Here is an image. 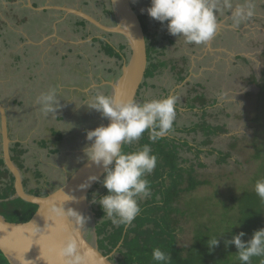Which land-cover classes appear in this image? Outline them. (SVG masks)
Masks as SVG:
<instances>
[{"label": "rangeland", "instance_id": "1", "mask_svg": "<svg viewBox=\"0 0 264 264\" xmlns=\"http://www.w3.org/2000/svg\"><path fill=\"white\" fill-rule=\"evenodd\" d=\"M244 2L245 0H232L233 8ZM30 3L32 6L39 9L32 8L28 0H0V32L2 30L7 31L9 25L16 27V29L26 28L33 31L44 29V37H48L54 32V26H57L61 19L68 21L66 24L63 23V27L61 26L62 30L63 32L66 31L67 34H71L67 39L74 43L73 48L76 49L81 45L79 50L84 56L81 58L76 57L74 59L75 62L72 61V58H67L68 60L63 62V65H67L69 68L68 69L67 66L63 68V70L67 69L63 75L67 74L69 70L67 83L71 82L64 86L69 88V92H72H65L63 97L65 94H73V91L81 92L82 88L80 86L84 85L81 84L82 82L86 84L87 87L85 90L92 97L101 94L102 92L97 93L95 89L99 88L102 91L105 84V76L108 79L112 77V72L108 74V71L114 67L117 70V75L113 78L112 82H116L117 77L121 74L122 65L120 63L115 65V60L113 58L110 59L108 56H104L103 53L97 54V48L100 47V44L94 43L93 37L98 35L93 36L94 34L92 32L95 31L99 33L98 27L91 26L86 20L81 21L77 16L72 15V13H69L67 16L65 11H60L58 9L51 8L48 9L47 12L40 10L44 6H62L72 9L75 7H82L83 9L89 10L92 17L101 24H103V22H109V26L114 27L116 21L113 17V13L109 14L107 12V9L113 10L106 0H31ZM251 3L255 6V14L252 18L242 22L236 28L232 27L233 21L231 19V12L227 11L230 16H228V33L230 36L228 39H225L223 43V52L221 47L203 45L208 55V60H203L196 64L197 67L193 68L192 76L189 78V81L185 83L177 82L176 72L163 70L153 81L158 87L154 90L150 89L149 93L151 94L147 93L149 101L162 99L163 90L160 89V86H164L171 95H176L178 97L173 130L166 136L170 135L173 139L177 138V140L188 141L189 148L190 145L198 146L199 143L202 144L201 142L205 141L207 137L201 130L188 133L181 129L191 126L196 128L198 125L199 129L202 126L208 128V124L209 126L219 125L226 128V131L211 136L213 143L200 146V148L204 150V153L200 154L199 159L196 158L194 149L182 147L180 150L181 155L189 160V165H193L196 162L205 164L204 167L197 165L195 174L199 179L207 181L208 184L198 187L193 192H184L181 194L178 200L180 212H178L177 215L180 219L179 225L182 227V230L178 231L177 244L179 247L192 248L196 243L197 246H199L197 248L199 251L207 245L209 238L218 237L220 244L215 248L216 251L212 259L208 260L210 264H215V262L218 264L227 259H232L231 262H240L236 256L237 251L235 250V246H229V249V247H225L224 242L230 240L233 235L243 230L242 228L245 226L244 222L247 217L258 220L253 213L247 216L245 215L246 217L241 220L239 216L241 215L242 209L240 208V203L242 202H232L231 200L233 197L242 198L246 191H253V195L257 196L255 184L264 177V91L260 89V83L261 85L264 84V0H251ZM150 4L148 0H135L134 5L138 12L147 13L142 10H146L151 6ZM222 15H220V17ZM149 21L152 27L150 28L151 33H160V35H157V40L160 41L167 30L166 25H162L150 17ZM79 22L82 23V26L85 25V27H79ZM90 28L92 31L91 33L88 32ZM75 32L77 33L73 34ZM82 33H84L85 36L81 37ZM17 37L16 40L19 41V36ZM6 38H9V36H6ZM81 38L83 42H81ZM110 39H112V42L115 44L118 42L124 43V39L121 35L117 36L115 34V36L112 38L110 37L109 40ZM33 41L35 42L36 40ZM215 41L216 43L219 42V40ZM7 42L12 43L11 38H9ZM7 42L3 40V38L0 39V84H5L3 81L10 83L12 87L7 93L10 95L12 91H15L16 98L20 96L21 100L25 99L26 94L31 92L33 94V103L36 104V109H32V111L34 110V113L38 114V112L42 111L41 105L37 102L38 97L47 93V89L38 86L36 78L31 80L28 77L17 75L11 80H7L9 77L7 78L8 75L5 69H11L9 56L11 53H14L9 48H5ZM80 42L81 44H79ZM21 43L24 46L28 45L22 41ZM195 49L197 50V48L189 47L185 48V52L179 53L177 47L170 46L168 50L164 49V54L163 50H161L157 54L153 53L152 56L154 57V62L155 59H158V61H181V58L185 54H191ZM200 49L202 50V48ZM20 50H15V53L20 54ZM66 62L67 64H65ZM55 66L56 64L54 66L51 64L50 68L55 71ZM190 66L191 63H189L188 69H190ZM22 69L25 72H20L21 75L28 74L29 70L27 71L24 66ZM5 77L6 79L3 80ZM52 81L53 86L58 87V83H56L55 80ZM91 90L95 92H91ZM78 95L81 96L80 94ZM160 95L162 97H160ZM202 95L205 100L207 99L206 107L202 106L201 99L199 98V96ZM9 99H11V95ZM69 99H63L62 103L67 104ZM76 100L77 104L75 103V106L71 105V101L69 102L70 109L67 110L69 112L66 116L67 119L72 120V117L69 115L77 112L75 109H77L81 98L79 99L76 95ZM87 104H89V101H86L84 104V109L86 110L89 109ZM61 109L63 108H58L54 113L55 115L51 113L45 114L42 111L43 117L47 116L51 120L52 125L53 123L55 125L57 124V128L67 126L65 125V121L60 118L59 114H61V112L59 111H61ZM65 113L66 111L64 110L63 116H65ZM55 117L58 118L57 121H55ZM107 121L106 119L105 124H107ZM30 127L34 133L44 130L40 125ZM30 127H28L29 130L31 129ZM44 134L45 136L48 135L47 132ZM39 136L42 137L43 133L37 135V137ZM83 139L81 143L83 145L82 147L85 148V146L90 145L91 142L88 141L86 137ZM137 142L138 141H135L133 144H137ZM42 147L46 146L42 144ZM211 149L223 151L225 153L230 152L231 156L226 162H220L217 154L210 153ZM39 151L43 153L47 150ZM0 155L2 156L1 151ZM85 160H87L86 156L82 162L67 167V177L69 178L73 175ZM66 166L67 165H64V169ZM63 171L64 170H62V173ZM43 174L44 176L42 175V177L39 178L36 177V174L33 175L36 186L41 189H39L38 192L30 190L31 192L46 195L45 191L54 192L56 188H59L68 180L64 175L61 176L59 172H56V170L50 172L48 175H45L44 172ZM35 178L37 180H35ZM103 192L104 187L102 183L99 182L90 195V206L93 208L97 207L98 204L93 203V199L95 198L98 200L103 196ZM141 199L146 200V198ZM257 200L260 201L257 205H254V207L247 205L246 209H262L261 223L262 227H264V203L261 202L259 197ZM242 216H244V214H242ZM257 216L258 214H256V217ZM86 218L87 223L84 232L87 239L92 244H96L95 226L98 220L94 216L91 207L86 214ZM238 225L240 226L237 227ZM149 226L153 227V224ZM226 252L228 254L224 259L222 255ZM198 254L201 255L203 253L200 251ZM113 255L116 256L117 252H114ZM257 258L259 263L262 258Z\"/></svg>", "mask_w": 264, "mask_h": 264}, {"label": "clouds", "instance_id": "2", "mask_svg": "<svg viewBox=\"0 0 264 264\" xmlns=\"http://www.w3.org/2000/svg\"><path fill=\"white\" fill-rule=\"evenodd\" d=\"M142 11H146L150 18L162 25L166 22L170 35L183 38L185 43L200 46L209 43L216 36L220 27L219 15L230 11L232 27L236 28L253 17L255 6L251 0H245L243 4H238L235 8H233L232 0H151V6ZM177 100L176 95H168L162 99L140 104L134 101H115L110 96L98 94L87 104L89 109L95 110L103 119L110 121L107 126L101 125L86 132V139L91 143L86 145L83 151L88 161L105 170V176L100 182L107 190V194L104 195L103 192V196L98 200L94 198L93 203L100 205L104 216L110 219L113 225L129 226L140 213L139 199L151 195L147 176L157 165V156L152 154L148 144L130 153L122 151L123 146L138 141L145 132H148L149 140L153 142L169 134L173 130L176 119ZM37 102L45 114L54 115L59 107L55 89L42 94ZM17 144L23 146L20 142L13 145L11 140V157L12 149ZM0 151L2 152V136H0ZM89 179L92 181L97 178ZM255 192L261 202H264V179L256 182ZM90 207L96 217L97 207ZM53 214L57 218L64 216L73 218L80 226L84 225L86 219L71 208L65 212L64 207H59L53 210ZM245 235L242 231L233 235L230 240L224 242L225 247L235 246L240 264H251L253 257L264 258V228L253 232L251 239L247 241L243 239ZM219 244L218 237H211L207 241L210 251ZM114 252L111 254L113 255ZM58 255L62 264H86L85 257L79 254L78 243L72 236H69L66 243L58 249ZM169 259V254L160 248L153 249V261L167 264ZM260 264H264V259H261Z\"/></svg>", "mask_w": 264, "mask_h": 264}, {"label": "trees", "instance_id": "3", "mask_svg": "<svg viewBox=\"0 0 264 264\" xmlns=\"http://www.w3.org/2000/svg\"><path fill=\"white\" fill-rule=\"evenodd\" d=\"M107 12L109 14L113 13V11L109 9H107ZM139 18L150 44L149 51H152V53L148 52V61L150 64L153 59L152 54H157L160 51V45L157 40L158 33H151L150 28L152 27L147 14L143 13ZM165 38L169 39V36H165ZM109 48L108 52L110 55L116 56L117 58L122 57L121 54L115 52L113 47ZM121 48H126V45L123 44ZM164 49L165 46L162 45L161 50H163V54ZM167 64V61H157V63L152 62L146 70L145 76H154L155 71L160 66H166ZM183 79L184 77L180 78V80ZM260 89L261 91H264V84L261 85L260 83ZM199 98L201 99L202 106L206 107L207 99L205 100L203 95L199 96ZM193 127L191 126L181 130L188 133L201 130L207 137V139L202 141V144L199 143L198 146L190 145V148L195 150L197 159H199L200 154L204 153V150L201 149L200 146H206L213 143L211 139L212 135L226 131V128L219 125L209 126L208 124V128L202 126L203 128L200 127V129L199 125L196 128ZM57 131H54V134L56 137L60 138L61 141L63 136L60 133H56ZM48 141V139L43 138V141L40 143L41 145L43 144L47 146ZM145 144H148L152 150V154L157 156V165L152 174L147 176L151 195L146 197V200L139 199V207L141 211L129 226L113 225L111 220L104 216L100 205H97L95 213L98 221L95 226V231L100 251L105 255H110L114 251L117 252L116 256H112V260L116 264H159V262L152 260V251L155 248H160L162 251L169 254L170 259L167 264H210L208 260L212 259V256H214L215 249L210 251L206 245L203 249L198 251L197 248L199 246H197L196 243L192 248L179 247L177 244L178 231L182 230V227L179 225L180 219L177 215L178 212H180L178 200L182 193L193 192L198 187L208 184L207 181L199 179L195 174L196 166L204 167L205 164L202 162H196L193 165H189V160L184 158L180 151L182 147L190 149L188 147L189 142L177 140V138L173 139L170 135L164 136L160 140L153 142L149 140L148 132H145L138 140L137 144L132 143L131 145H124L122 151L125 153L134 152L141 149ZM19 147L20 145L17 144L15 145V149H12V152L14 153L12 160L24 170L25 161L23 156L25 150H20ZM210 153L217 154L220 162H226L231 156L230 152L225 153L215 149H211ZM36 177H42V173L38 171ZM14 182L15 179L13 175L7 169L3 157L0 155V214L10 223H27L33 217L38 207L34 204L25 202L20 198H14L16 194ZM24 184H27L26 179L24 180ZM31 194L42 196L39 193L31 192ZM106 194L107 190L104 188V195ZM257 199L258 197L253 195V191L244 192L242 198L233 197L231 199L232 202H242L240 203V208L242 210L241 215L239 216L241 220L250 213H253L255 218L258 219L254 220L249 217L246 218L244 222L245 226L242 228V232L246 234L243 238L245 241L251 239L253 232L264 228L261 223L262 209H246L247 205L253 207L254 205H257V203L260 202ZM242 214H244V216H242ZM256 214H258L257 217ZM150 224H153V227H150ZM235 250L237 251V249ZM200 251L203 254L199 255L198 252ZM227 254L228 253L226 252L222 255L224 256V259L227 257ZM231 260L232 259H227L218 264L237 263L231 262ZM259 263L257 257L252 258L251 264ZM0 264H10L1 250ZM237 264H240V262Z\"/></svg>", "mask_w": 264, "mask_h": 264}, {"label": "water", "instance_id": "4", "mask_svg": "<svg viewBox=\"0 0 264 264\" xmlns=\"http://www.w3.org/2000/svg\"><path fill=\"white\" fill-rule=\"evenodd\" d=\"M113 10L116 21L114 27H107L90 15L69 7H43L42 9H58L81 17L108 32H114L124 38V43L130 50V57L122 67V73L116 82L110 83L111 98L115 101H134L138 99L140 86L144 82L148 68V53L146 35L134 8V0H106ZM32 8H35L31 5ZM110 121H107V126ZM0 125L2 136L3 159L7 169L13 175L16 194L25 202L38 207L29 222L13 224L0 214V250L10 264H62L58 249L66 243L69 236L76 239L79 254L85 257L86 264H116L110 260L111 255H105L96 244L86 237V214L90 210L89 193L104 178L102 167L85 161L76 172L57 190L46 196L29 194L23 185L22 173L11 157V139L8 131V114L0 104ZM90 177L96 180L90 181ZM69 197V199H68ZM64 207L84 216L83 226L78 225L73 218L64 216L57 218L53 210Z\"/></svg>", "mask_w": 264, "mask_h": 264}, {"label": "crops", "instance_id": "5", "mask_svg": "<svg viewBox=\"0 0 264 264\" xmlns=\"http://www.w3.org/2000/svg\"><path fill=\"white\" fill-rule=\"evenodd\" d=\"M29 4L31 3L29 2ZM44 7H48V6H44ZM42 8L40 10H42L43 12H47L48 9H51L48 8L44 10ZM34 9H39V8L35 7ZM74 9H77L82 13L92 16L90 14L91 12L85 8L83 9L82 7H80V9H78L77 7H75ZM79 19L81 21L84 20L81 19V17H79ZM63 23H64L63 19H61L60 22H58V25L54 26V32L48 37H44L45 35L44 29L41 30L37 29L36 31H33L26 28L16 29V27L9 25L7 27V31L2 30L0 32V39L3 38V40L7 42L8 39L11 38L12 43L7 42L5 48L7 49L9 48L10 50H12V52H14L11 53L9 56V59L11 61V65H10L11 69H5L8 75L6 76L7 78L9 77L7 80H11L13 77L17 75L28 77L31 80H33V78H36L37 85L44 87V89L46 88L47 92H49V90L51 89H55L57 92V99L58 100L60 99L58 108H63L61 109V111H59L61 112V114L59 115L60 118H62V120L65 121V125H67L61 128L59 127L57 128L56 127L57 124L55 125L53 123L52 125L51 120L47 116L43 117L42 111L38 112V114L37 113L35 114L34 110L36 109L35 107L36 104L33 103L34 101L33 94L31 92L26 94L25 99L21 100L20 96L16 98L15 96L16 92L12 91L10 94L11 99H9L10 95L7 92L12 87V85L5 81H3L5 84H0V104H2L6 108L8 114V129L12 143L14 145V143L20 142L23 146H20L19 149L25 150V154L23 156L24 161L26 162L24 164L25 166L24 170H29V171H25L26 173L24 176L25 179L27 180L28 183L27 185L30 188L29 190L32 189L31 191H33L34 189H36V187H38L36 186V183L33 180L34 179L33 175H35L36 172L38 171H40L44 176L43 172L45 173V175H48L50 172L56 170V172H59L61 176L64 175L65 178H68L67 167L82 162L85 157L83 151L84 147H82L83 145L81 141L84 140L83 138L86 137V132L89 130H94L95 128L101 125L103 126L106 125L105 124L106 119H103L100 113H96L92 109H87V110L84 109L85 102L89 101L90 103L94 98L86 92L85 88L87 86L84 82L81 83L84 85L80 86L82 88L81 92L73 91L75 94L74 93L71 95L65 94V96L63 97L65 92L72 93L69 92L68 87L64 86L70 84L71 82L67 83V79L69 77L68 76L69 70L67 74L63 75V73L67 71V69L63 70V68L67 66V65H63V62L68 60L67 58H72V61H74L76 57L81 58L84 56V54L79 50L81 45L75 49L73 48L74 43L70 42V40L67 39L68 36H70L71 34H67L66 31L63 32L62 30ZM90 25L94 26L91 23ZM89 30L90 31L88 32L91 33L92 32L91 28ZM76 33L77 32L73 34ZM6 36H9V38H6ZM17 36H19V41L16 40V38H18ZM83 36H85L84 33L81 34V37ZM4 38H6L7 40ZM33 40L36 41L34 42ZM21 41L25 44H28L29 46L28 45L24 46L21 43ZM81 42H83L82 38H81ZM81 42L79 44H81ZM15 50H20V54L15 53L16 52ZM51 64L52 66L56 64L55 71L50 68ZM65 64H67V62ZM23 66L26 68L27 71L29 70L28 74L26 75L20 74V72L23 71L22 69ZM59 67H60V71H59ZM14 69H18V70H14ZM5 79L6 77L3 78V80ZM52 80H55L56 83H58V87L53 86ZM76 93L80 94L81 96H79ZM111 94H112V90L109 92L108 96L111 97ZM76 95L79 99L81 98V101H79L77 106V109L80 110L75 109L77 112L69 115L72 117V120L67 119L66 116L67 114H69L67 110L70 109L69 102L71 101V105L75 106V103L77 104ZM63 99L64 100L69 99L68 103L63 104L62 103ZM32 109L34 110L32 111ZM64 110L66 111L65 116H63ZM57 119L58 118L55 117V121H57ZM26 124H28L29 126ZM34 125H40V127L43 128L44 130L34 133L32 128L30 127V126L33 127ZM28 127H30L31 128L30 130L32 131H30ZM54 131H57L56 133H60L63 136L61 141L60 138L55 136ZM45 132L48 133L47 136H45L44 134ZM41 133H43V136L37 137V135ZM43 138L49 140L47 142L48 144L46 147H42V145H40L39 143L40 141H43ZM13 149H15V147H13ZM39 150H47V151L41 153ZM64 165H67L65 169H64ZM62 170H64L63 173L65 174L62 173ZM35 180L37 179L35 178Z\"/></svg>", "mask_w": 264, "mask_h": 264}, {"label": "flooded vegetation", "instance_id": "6", "mask_svg": "<svg viewBox=\"0 0 264 264\" xmlns=\"http://www.w3.org/2000/svg\"><path fill=\"white\" fill-rule=\"evenodd\" d=\"M28 2H30V1H28ZM133 2L135 3V0ZM148 2L150 4L151 0H148ZM50 7H53L54 8V7H62V6H50ZM135 7L136 6H134V8ZM78 9H80V8H78ZM135 9L137 10V8H135ZM60 11H62V10H60ZM138 13H139V16H142L144 12H141V13L138 12ZM68 14L69 13H67V16H68ZM144 14H147V13H144ZM72 15H74V14H72ZM75 16H77V15H75ZM228 16H229V14L227 13V11H225V13L221 17H220V15L218 16V17H220V18H218V23L220 25V27L218 29V32H217L216 36L214 37V39L211 40L209 43H207L205 45H209V46H212L213 45V46H216V47H221V50L223 52V49H224L223 43H224L225 39H228V37L230 36L229 33H228V31H229L228 30V25H229ZM63 22L65 24L68 23V21H65L64 19H63ZM87 23H88V21H87ZM103 24L105 26H107V27H113V26H109V22H103ZM150 24H151V22H150ZM164 25H166V22H165ZM78 26L81 27L82 26V23L78 24ZM82 27H85V25L82 26ZM97 29L99 30V33H96L95 31L92 32V33H94L93 36L98 35L96 37H93L94 43L100 44V47L97 48L98 49L97 54L103 53L104 56H108L110 59L113 58L115 60V62H114L115 65L117 63H120L122 65V67H123L125 65V63L128 61V58L130 57V50L127 47V45L125 43H123V42H118L117 44H115V43L112 42L113 41L112 39L109 40L110 37L112 38L113 36H115V33L114 32H108L106 30L99 29V28H97ZM80 33H81V31H80ZM116 35L117 36H120L118 34H116ZM158 35H160V33H158ZM88 36L89 37H92L90 35H88ZM165 36H169V39H166ZM215 40H219V42L216 43ZM146 42H147V53L148 52H151L152 53V51H149L150 44H149V41L147 40V35H146ZM123 44L126 45V48H124V49L121 48V46ZM158 44L160 45V51H161L162 45L165 46V50H168L170 46L177 47L179 53H181L183 51L185 52V48H189V47L190 48L191 47L197 48V50L195 49L192 52L190 50L191 54H189V53L186 52L187 54H185L181 58L182 59L181 61H176V60H174V61H171V60H168V61L167 60H159V61H167L168 64L166 66L165 65L160 66L155 71L154 76H145L144 82L140 86V93H139L138 99L136 101L137 103H140V104H143V103L149 101V97H148L147 93L148 94H151V93H149L150 89H153L154 90V89H156L158 87V85H156L155 83H153V81L156 78V76L160 75L163 72V70H166V71H168V70L170 71L171 70L172 72H176V76H177V79H178L177 82L185 83L186 81H189V78L192 76L193 68L194 67L195 68L197 67L196 64H198V62H201L203 60H208V55L205 52L206 50L204 49L203 45L197 46V45H194V44L185 43V41H184L183 38H179V37H176V36H172V35H170L168 33L167 30L163 34L162 39H160V41L158 40ZM109 47H113L115 49V52L121 54L122 57L121 58H117L116 56L110 55L109 52H108V50L110 49ZM200 48H202V50ZM217 51H218V49H217ZM157 61H158V59L157 60L155 59V62L156 63H157ZM152 62H154V57H153L151 63ZM189 63H191L190 69H188L189 68ZM150 64H148V68H149V65ZM186 65H188V66H186ZM114 68H112L111 70L108 71V74H110L112 72V77H110L108 79L105 76V84H104V86L102 88V91L99 88L98 89H95V91H97V93H101L102 92L103 95L108 96V94H109V92L111 90L110 83H112L113 78L117 75V70H116V68L115 69ZM121 70H122V68H121ZM119 76H118V78H119ZM181 77H184V79L183 80H180ZM117 79H116V81H117ZM160 89L163 90V98H165L168 95H171L170 92L164 86H160ZM95 91H92L91 90V92H95ZM161 95H160V97H162ZM8 131H9V129H8ZM24 163H26V162H24ZM16 166L21 171L22 177H23L26 172L23 169H21L17 164H16ZM23 179L25 180V176L23 177ZM27 184L25 185L24 184V181H23V185H24L25 191L27 193L31 194V191L29 190L30 188L28 187ZM39 189H41V188L40 187H36V189H34L33 191H37ZM45 193L48 194L49 192L48 191H45ZM91 193L92 192H90V195H91ZM111 260H112V258H111Z\"/></svg>", "mask_w": 264, "mask_h": 264}]
</instances>
